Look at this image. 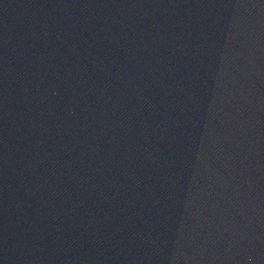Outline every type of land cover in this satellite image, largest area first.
Here are the masks:
<instances>
[{"label":"water","instance_id":"obj_1","mask_svg":"<svg viewBox=\"0 0 264 264\" xmlns=\"http://www.w3.org/2000/svg\"><path fill=\"white\" fill-rule=\"evenodd\" d=\"M0 264H264V0H0Z\"/></svg>","mask_w":264,"mask_h":264}]
</instances>
